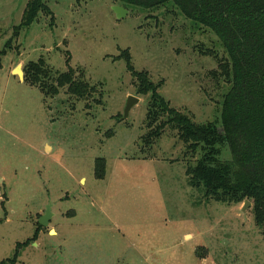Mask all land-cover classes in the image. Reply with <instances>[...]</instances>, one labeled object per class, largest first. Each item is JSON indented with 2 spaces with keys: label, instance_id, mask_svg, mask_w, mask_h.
Wrapping results in <instances>:
<instances>
[{
  "label": "rangeland",
  "instance_id": "rangeland-1",
  "mask_svg": "<svg viewBox=\"0 0 264 264\" xmlns=\"http://www.w3.org/2000/svg\"><path fill=\"white\" fill-rule=\"evenodd\" d=\"M44 2L51 13L14 38L27 0H0V262L32 237L49 206L48 225L14 264H264L252 203L242 211L245 200L205 201L189 185L186 166L199 150L171 125L148 135L167 118H146L149 94H137L117 58L128 49L135 70L162 82L170 107L220 128L231 85L218 69L228 60L217 36L172 3L121 5L127 14L118 18L117 0ZM40 58L52 76L68 66L82 73L99 103L65 87L45 95L14 73L20 66L24 79V66ZM131 95L138 100L122 118Z\"/></svg>",
  "mask_w": 264,
  "mask_h": 264
},
{
  "label": "trees",
  "instance_id": "trees-1",
  "mask_svg": "<svg viewBox=\"0 0 264 264\" xmlns=\"http://www.w3.org/2000/svg\"><path fill=\"white\" fill-rule=\"evenodd\" d=\"M117 1L125 8L144 9L172 3L187 19L217 36L228 60L226 63L219 60L218 69L231 85L223 98L220 128L196 124L188 115L170 107L158 92L162 82L154 83L147 71L135 70L128 49L117 58L125 60L126 68L136 82L137 94H149L146 118L158 120L162 114L167 118L148 135H158L166 125H171L188 148L199 150L195 163L186 166L189 185L205 201L238 203L249 200L255 224L264 236V0ZM40 12L51 13L44 0H27L22 19L14 27L13 37L16 38L21 29L28 28ZM69 60L68 57L66 63ZM45 67L42 58L28 62L23 69V81L38 87L45 95L54 96L65 87L66 92L79 101L99 103L102 93H98L99 97L95 99V88L83 79L82 73L77 76L75 69L68 66L66 71L52 76ZM222 149L228 150L227 159L222 158ZM103 169V166L95 165L98 176ZM41 228L37 222L32 237L18 242L14 254L0 264H14L19 249L33 242Z\"/></svg>",
  "mask_w": 264,
  "mask_h": 264
},
{
  "label": "water",
  "instance_id": "water-1",
  "mask_svg": "<svg viewBox=\"0 0 264 264\" xmlns=\"http://www.w3.org/2000/svg\"><path fill=\"white\" fill-rule=\"evenodd\" d=\"M113 11L115 12L116 16L118 18H122L124 17L126 14H127V9H125L124 7H122L121 5H114L113 6ZM14 73L16 75H18L22 80H23V72L20 68V66H17L14 70ZM138 100L137 97H134V96H129L127 101H126V105H125V108H124V114L122 116V118H126L128 116V113L132 107V105L134 103H136ZM249 205V201L248 200H245L244 203H243V206H242V211L245 210V208ZM50 217H51V213H50V207L48 206L45 210V213L44 215L40 218L39 220V225H41L42 227H45L48 225L49 223V220H50Z\"/></svg>",
  "mask_w": 264,
  "mask_h": 264
},
{
  "label": "built area",
  "instance_id": "built-area-1",
  "mask_svg": "<svg viewBox=\"0 0 264 264\" xmlns=\"http://www.w3.org/2000/svg\"><path fill=\"white\" fill-rule=\"evenodd\" d=\"M4 198H3V193H2V191L0 190V202L3 200Z\"/></svg>",
  "mask_w": 264,
  "mask_h": 264
},
{
  "label": "crops",
  "instance_id": "crops-1",
  "mask_svg": "<svg viewBox=\"0 0 264 264\" xmlns=\"http://www.w3.org/2000/svg\"><path fill=\"white\" fill-rule=\"evenodd\" d=\"M0 182H2V180L0 179Z\"/></svg>",
  "mask_w": 264,
  "mask_h": 264
}]
</instances>
